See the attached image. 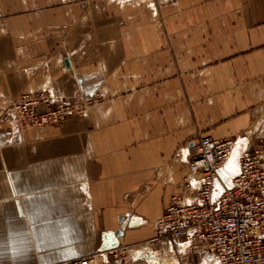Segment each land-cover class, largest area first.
Returning <instances> with one entry per match:
<instances>
[{
  "label": "crops",
  "instance_id": "obj_1",
  "mask_svg": "<svg viewBox=\"0 0 264 264\" xmlns=\"http://www.w3.org/2000/svg\"><path fill=\"white\" fill-rule=\"evenodd\" d=\"M76 81L95 94L88 115L0 121V264L95 253L121 227V243H144L198 136L251 144L264 0H0V116L46 83L70 98ZM184 259L211 264L202 245Z\"/></svg>",
  "mask_w": 264,
  "mask_h": 264
},
{
  "label": "built area",
  "instance_id": "obj_2",
  "mask_svg": "<svg viewBox=\"0 0 264 264\" xmlns=\"http://www.w3.org/2000/svg\"><path fill=\"white\" fill-rule=\"evenodd\" d=\"M81 89L76 81L73 97L67 98L46 83L36 93L29 91L12 101L3 119L13 126L40 129L58 125L71 115H87V108L71 102L88 98ZM43 105L46 109L39 111ZM263 106L254 113L259 133L235 162L234 138L204 134L197 137L181 180L169 178L174 171L169 167L166 182L173 184L174 192L153 221L154 237L134 246L120 242L59 264H187L184 257L201 245L211 264H264ZM147 252L152 258L142 262Z\"/></svg>",
  "mask_w": 264,
  "mask_h": 264
},
{
  "label": "rangeland",
  "instance_id": "obj_3",
  "mask_svg": "<svg viewBox=\"0 0 264 264\" xmlns=\"http://www.w3.org/2000/svg\"><path fill=\"white\" fill-rule=\"evenodd\" d=\"M81 91H82L83 93H85V94L88 96V98H86V100H80V101H76L74 98H72L71 102L73 103V105H74L75 107L87 108V110H88L87 115H88L90 112H92L93 108H94L95 105H96V101H95V99H94L95 94H94V93H89L88 91L85 92L83 88L81 89ZM73 93H74V92H73ZM71 97H73V95H72ZM98 104H100V103H98ZM43 106H45V105H43ZM71 116L84 117V116H86V115H84V116L71 115ZM68 117H70V116H68ZM68 117H66L64 120H66ZM64 120H63V121H64ZM0 121H1V122H2V121H5V120L3 119V115L0 116ZM63 121H62V122H63ZM5 122H6V121H5ZM62 122H61V123H62ZM8 123H9V122H8ZM58 125H60V124H58ZM52 126H57V125H52ZM237 157H238V153H234V156H233V160H234V162H235V160L237 159ZM199 263H200V262H199ZM199 263H198V264H199ZM137 264H144V263H141V262H140V263H137ZM155 264H157V263H155Z\"/></svg>",
  "mask_w": 264,
  "mask_h": 264
},
{
  "label": "water",
  "instance_id": "obj_4",
  "mask_svg": "<svg viewBox=\"0 0 264 264\" xmlns=\"http://www.w3.org/2000/svg\"><path fill=\"white\" fill-rule=\"evenodd\" d=\"M67 66H70V61L67 59L65 61ZM123 220V218L121 219ZM124 236V229L121 227L115 231L109 232L104 236V244L102 249H110L118 246L120 244L119 238Z\"/></svg>",
  "mask_w": 264,
  "mask_h": 264
},
{
  "label": "bare ground",
  "instance_id": "obj_5",
  "mask_svg": "<svg viewBox=\"0 0 264 264\" xmlns=\"http://www.w3.org/2000/svg\"><path fill=\"white\" fill-rule=\"evenodd\" d=\"M157 263V262H156ZM149 264H152V263H149ZM157 264H159V263H157Z\"/></svg>",
  "mask_w": 264,
  "mask_h": 264
}]
</instances>
